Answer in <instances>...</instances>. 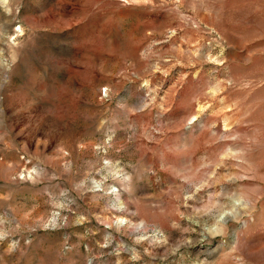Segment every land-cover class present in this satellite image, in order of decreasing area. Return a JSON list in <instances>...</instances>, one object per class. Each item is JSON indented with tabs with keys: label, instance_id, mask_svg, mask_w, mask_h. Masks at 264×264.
Returning a JSON list of instances; mask_svg holds the SVG:
<instances>
[{
	"label": "rangeland",
	"instance_id": "1",
	"mask_svg": "<svg viewBox=\"0 0 264 264\" xmlns=\"http://www.w3.org/2000/svg\"><path fill=\"white\" fill-rule=\"evenodd\" d=\"M0 264H264V0H0Z\"/></svg>",
	"mask_w": 264,
	"mask_h": 264
}]
</instances>
